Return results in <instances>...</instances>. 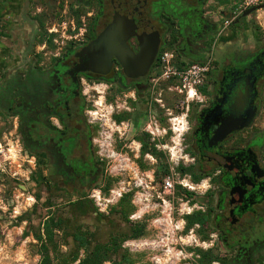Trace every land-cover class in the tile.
Instances as JSON below:
<instances>
[{
    "label": "flooded vegetation",
    "instance_id": "flooded-vegetation-1",
    "mask_svg": "<svg viewBox=\"0 0 264 264\" xmlns=\"http://www.w3.org/2000/svg\"><path fill=\"white\" fill-rule=\"evenodd\" d=\"M8 7L0 19V120L15 129L40 182L79 205L106 186L91 120L96 96L88 90L98 86L103 125H118L122 147L139 143L137 159L151 156L159 167L172 142L173 109L186 98L171 91L183 85L171 69L208 66L188 107L181 161L191 183L207 188L203 212L211 252L223 249L220 264H264V36L249 38L247 18L219 36L224 16L209 0H21L18 12ZM48 18L79 24L75 38L41 41ZM102 36L112 43L96 50ZM152 120L159 135L148 133ZM128 179L134 180H125L122 199L139 192ZM137 219L134 240L153 238L149 220Z\"/></svg>",
    "mask_w": 264,
    "mask_h": 264
},
{
    "label": "rangeland",
    "instance_id": "rangeland-1",
    "mask_svg": "<svg viewBox=\"0 0 264 264\" xmlns=\"http://www.w3.org/2000/svg\"><path fill=\"white\" fill-rule=\"evenodd\" d=\"M245 1L209 0V3L215 15L220 17L221 13L236 12ZM260 5H264V0H259L256 6ZM50 6L53 7L52 4ZM52 18H48L45 36L41 40L49 37L50 44L55 43L56 39L61 41L62 38L60 35H50L48 29L55 27L60 30L58 24L69 23L68 20L63 19L57 24ZM245 24L249 29L250 39L254 34L260 33L264 36V9L247 17ZM76 25L79 27V24ZM96 89L94 92L88 88L95 94L94 100L97 102L92 109L91 120L96 125L97 149L102 155L101 158L106 161V186L103 187L102 183L93 190L89 203L84 205H79L76 197L59 192L54 185L40 182L36 167L33 163L25 162L21 149L13 138L15 129L0 120V144L8 157L6 171H0V264H39L40 246L35 236L39 235V232L43 234V225L50 216L63 220L62 229L56 231L57 243L51 248L52 256L56 258L55 264H64L66 258L75 249L73 234L78 230L91 234L96 242L103 244L109 242L111 238L122 241L121 250L133 261L132 264H155L159 261V264H191L193 260H197L200 264V252L212 253L214 240L207 228L201 230L199 225H195L188 232L186 231L188 235L186 252L189 257L186 261H180L178 256L165 257L160 248L163 244V236L159 222L168 219L169 208L167 204L164 205L158 200L159 195L162 199L166 198L167 202L175 198L171 218L175 219V222L184 219L186 228L188 216L206 217L203 212L206 209V186L196 188L195 184L187 181L185 185L196 188L195 191H188L176 185L175 192L171 196L163 194L161 188L164 178L171 176L175 181L178 178L183 181L186 175L182 176L179 170L180 167L186 168V165H183L185 162L181 161V137L173 136V142L162 149L165 158L159 167L155 158L151 156L137 159L135 155H139L140 144L136 142L137 144L134 145L131 142H133L132 137L139 130L130 131L128 134V138L131 139L129 144L131 150L123 148L120 144L119 132L122 130L119 126L112 123L108 129L103 125L102 94L99 86ZM132 149L136 151L132 152ZM0 162H7V159L0 155ZM128 177L134 178L133 181L128 179L133 187L136 186V182L139 183L137 185L139 192L129 193L123 201L125 198H121V194H124L122 188ZM153 179L155 183L151 185ZM187 192L191 195H187ZM180 209L183 211L181 216ZM139 216L149 220L148 226L154 232L153 238H145L141 241L131 238V226L139 221L137 219ZM206 218L209 221V218ZM222 251L223 249H220L212 253L216 260L212 264L221 263L222 258L217 254Z\"/></svg>",
    "mask_w": 264,
    "mask_h": 264
},
{
    "label": "built area",
    "instance_id": "built-area-1",
    "mask_svg": "<svg viewBox=\"0 0 264 264\" xmlns=\"http://www.w3.org/2000/svg\"><path fill=\"white\" fill-rule=\"evenodd\" d=\"M259 3V0H246L241 6H239L238 10L236 12L226 14L231 15V19H227L226 17H223V22L221 23L220 29L218 30V35H222L224 31L244 12L249 10L250 8L256 6ZM60 30L56 29L55 27L53 29H49L48 32L50 35H60V38H62L61 41H72L75 36V32H77V25L75 22H62L61 25H59ZM55 43L58 41L57 39L54 40ZM45 47V46H44ZM171 56L168 54H165L163 57V62L169 63ZM208 72V66H202L199 64H193L191 66L183 67L182 69L178 70L175 68L171 69L172 77H176L179 81L182 82V87L179 85V83H175L171 85V91L177 92L180 95H185V100L180 102L178 105L175 106L173 109V115L171 118V127L168 129V132L171 135V139L173 142V136L176 137H182L187 131V123L186 118L188 115V107L197 102L196 92L197 88L201 86L205 75ZM95 121V120H94ZM151 125L149 127L148 133H150L152 136L159 135L161 131H159L158 122L155 120H152L149 122ZM164 135V131H162ZM9 151V150H8ZM0 155H3L7 162H0V171H6V165L8 164V157L5 155L4 149L2 144H0ZM185 165V164H183ZM190 181L189 176L185 175L183 181H180V178H178L177 181L174 180L173 177L168 176L164 178L162 181L161 188L163 190V194H166L168 196H171L174 194L176 185H179L183 187V189L188 191H195L196 188L191 187L190 185H185V182ZM160 196V195H159ZM174 200L173 197L172 200H168V202L164 199L162 203L167 204V207L169 208V215L168 219L163 220L160 223L161 227V233H162V245L160 248L162 249L163 256L165 257H173L178 256L180 261H186L189 257L186 252V240L188 239V235L186 232V222L184 219H180V221L175 222V219H172V211L174 207ZM180 216L182 215L183 211L182 209L179 210ZM163 247V248H162ZM157 258V257H156ZM156 260V259H155ZM159 262H156L155 264H159ZM191 264H199L197 260H193Z\"/></svg>",
    "mask_w": 264,
    "mask_h": 264
},
{
    "label": "trees",
    "instance_id": "trees-1",
    "mask_svg": "<svg viewBox=\"0 0 264 264\" xmlns=\"http://www.w3.org/2000/svg\"><path fill=\"white\" fill-rule=\"evenodd\" d=\"M144 152H148L145 150ZM180 172L186 174L188 171L185 168L180 167ZM201 178H197L195 182H199ZM187 195H191L187 192ZM129 197V196H128ZM126 198L123 200L125 201ZM187 228L188 232L195 225H199L201 230L207 228L209 221L206 217L200 215L188 216L187 217ZM63 220L50 216L44 223L43 234L39 232V235L35 236L39 243V253L41 260L39 264H55L56 258L52 256L51 248L57 243L56 231L62 229ZM131 238L135 236L131 235ZM93 236L89 233L78 230L73 234V242L75 249L66 258L64 264H105L106 262H112L114 264H132L133 261L122 252V241L111 238L107 243L96 242ZM83 251V256H81ZM200 264H212L216 260L210 252H200Z\"/></svg>",
    "mask_w": 264,
    "mask_h": 264
},
{
    "label": "water",
    "instance_id": "water-1",
    "mask_svg": "<svg viewBox=\"0 0 264 264\" xmlns=\"http://www.w3.org/2000/svg\"><path fill=\"white\" fill-rule=\"evenodd\" d=\"M264 9V5H260V6H256V7H253V8H250L249 10H247L246 12H244L241 16V18H247L249 17L250 15H252L253 13L259 11V10H263ZM223 16L226 17L227 19H231V15H225V13H223ZM97 43H99L100 45L102 46H97L96 47V50L103 46H106V45H110L112 43V40L111 39H108L106 36H102L101 38H99L97 40ZM110 48V47H109ZM85 50H83L81 52V54L85 55Z\"/></svg>",
    "mask_w": 264,
    "mask_h": 264
},
{
    "label": "crops",
    "instance_id": "crops-1",
    "mask_svg": "<svg viewBox=\"0 0 264 264\" xmlns=\"http://www.w3.org/2000/svg\"><path fill=\"white\" fill-rule=\"evenodd\" d=\"M21 0H0V19L5 15L7 11H9L8 6L12 5L13 11L18 12L20 10ZM0 22V27H1Z\"/></svg>",
    "mask_w": 264,
    "mask_h": 264
}]
</instances>
